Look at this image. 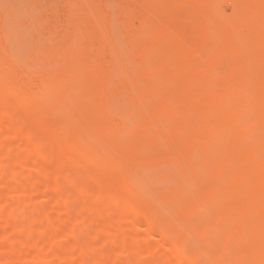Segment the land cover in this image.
Returning <instances> with one entry per match:
<instances>
[{
    "label": "rangeland",
    "instance_id": "374dc122",
    "mask_svg": "<svg viewBox=\"0 0 264 264\" xmlns=\"http://www.w3.org/2000/svg\"><path fill=\"white\" fill-rule=\"evenodd\" d=\"M0 264H264V0H0Z\"/></svg>",
    "mask_w": 264,
    "mask_h": 264
}]
</instances>
